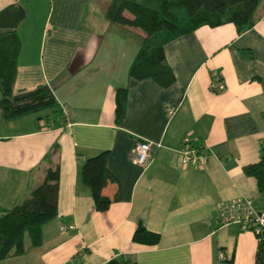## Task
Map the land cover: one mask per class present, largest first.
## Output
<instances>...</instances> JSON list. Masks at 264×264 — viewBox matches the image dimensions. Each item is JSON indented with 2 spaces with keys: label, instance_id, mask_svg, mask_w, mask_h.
<instances>
[{
  "label": "crops",
  "instance_id": "0c3cea01",
  "mask_svg": "<svg viewBox=\"0 0 264 264\" xmlns=\"http://www.w3.org/2000/svg\"><path fill=\"white\" fill-rule=\"evenodd\" d=\"M93 3L0 0V11L20 4L26 12L16 28L13 93L46 85L57 102L54 120L44 113L5 120L0 111V208H12L47 168L59 167L57 216L42 227L41 244L0 264H104L118 256L130 264H216L218 252L227 264H256L253 233L207 221L233 201L264 209L255 179L243 172L258 162L264 139V1L241 34L231 23L203 25L167 43L175 81L166 88L128 77L144 33L108 22ZM213 72L224 91L210 90ZM121 87L127 101L117 124ZM185 137L204 147V167L179 165ZM141 140L153 146L145 168L129 159ZM104 151L114 182L102 195L113 201L98 212L80 166ZM139 224L159 235L156 245L132 241Z\"/></svg>",
  "mask_w": 264,
  "mask_h": 264
},
{
  "label": "trees",
  "instance_id": "16d2710c",
  "mask_svg": "<svg viewBox=\"0 0 264 264\" xmlns=\"http://www.w3.org/2000/svg\"><path fill=\"white\" fill-rule=\"evenodd\" d=\"M264 0H108L105 18L122 27L137 28L144 33L142 45L128 68V77L136 81L152 80L166 88L175 81L173 70L164 57V46L198 27H217L225 23L235 26L241 34L251 29L258 20L257 10ZM26 12L20 4H12L0 11V111L5 120L44 111L57 112L55 97L46 85L31 91L13 93L20 53V39L16 28ZM127 88L115 92V122L120 124L125 116ZM200 145V144H197ZM108 152L104 151L83 161L81 180L90 190L94 208L104 212L112 203L102 195L109 182H114L107 169ZM246 176L253 177L257 190L264 195V139L260 146L258 162L243 167ZM59 167L45 170L43 180L28 195L10 209L0 208V260L24 254L29 248L41 244L42 227L57 216ZM159 235L147 231L139 224L132 241L152 246ZM29 240V245L25 241ZM104 264H130L123 257H113ZM256 264H264V237L258 240Z\"/></svg>",
  "mask_w": 264,
  "mask_h": 264
},
{
  "label": "built area",
  "instance_id": "2783aa9c",
  "mask_svg": "<svg viewBox=\"0 0 264 264\" xmlns=\"http://www.w3.org/2000/svg\"><path fill=\"white\" fill-rule=\"evenodd\" d=\"M225 87L221 82V76L218 72L211 74L210 90L214 93L224 91ZM173 113V109H168ZM263 142V141H262ZM153 146L146 140L138 141L129 153L130 161L142 168L149 165L152 157ZM207 155L202 145H197L189 137H185L182 142V148L179 152V165L183 168L194 166L204 167L206 165ZM214 224L216 229L228 225H237L241 231L253 233L259 240L264 237V209L254 211L249 201H233L221 205L216 211L211 221L207 224ZM70 227H62L67 230ZM216 264H227L224 255L221 252L217 254Z\"/></svg>",
  "mask_w": 264,
  "mask_h": 264
},
{
  "label": "rangeland",
  "instance_id": "374dc122",
  "mask_svg": "<svg viewBox=\"0 0 264 264\" xmlns=\"http://www.w3.org/2000/svg\"><path fill=\"white\" fill-rule=\"evenodd\" d=\"M135 1H136V2H139V3L143 2V3L145 4V0H135ZM104 4H106L104 0H94L93 5H94V7H95V9H96V12H98V11L100 10V7L103 6ZM103 8H104V13H105V7L103 6ZM102 10H103V9H102ZM43 113L49 115V114H50V111L46 110V111H44ZM28 115H32V114H28ZM25 116H27V115H25ZM50 118H51V120H54V117L52 116V114H50ZM46 128H47V127H46ZM27 195H28V194H27ZM27 195H26V196H27Z\"/></svg>",
  "mask_w": 264,
  "mask_h": 264
}]
</instances>
